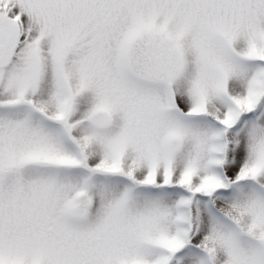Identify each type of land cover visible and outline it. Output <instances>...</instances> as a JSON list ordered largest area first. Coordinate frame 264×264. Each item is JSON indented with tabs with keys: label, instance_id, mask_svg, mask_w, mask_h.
Returning a JSON list of instances; mask_svg holds the SVG:
<instances>
[{
	"label": "snow or ice",
	"instance_id": "1",
	"mask_svg": "<svg viewBox=\"0 0 264 264\" xmlns=\"http://www.w3.org/2000/svg\"><path fill=\"white\" fill-rule=\"evenodd\" d=\"M0 264H264V0H0Z\"/></svg>",
	"mask_w": 264,
	"mask_h": 264
}]
</instances>
